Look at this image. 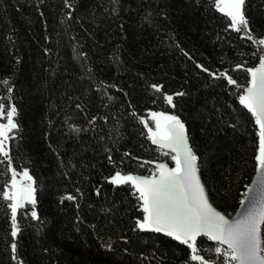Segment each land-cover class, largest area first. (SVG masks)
Masks as SVG:
<instances>
[{
    "label": "trees",
    "instance_id": "obj_1",
    "mask_svg": "<svg viewBox=\"0 0 264 264\" xmlns=\"http://www.w3.org/2000/svg\"><path fill=\"white\" fill-rule=\"evenodd\" d=\"M244 14L251 40L214 0H0V104L18 125L0 157V264H199L188 245L138 229L139 195L110 180L163 162L142 120L169 113L213 205L236 212L257 173L259 126L239 97L263 58L264 0H245ZM11 165L36 188L15 237L2 197ZM217 246L197 240L205 258Z\"/></svg>",
    "mask_w": 264,
    "mask_h": 264
},
{
    "label": "snow or ice",
    "instance_id": "obj_2",
    "mask_svg": "<svg viewBox=\"0 0 264 264\" xmlns=\"http://www.w3.org/2000/svg\"><path fill=\"white\" fill-rule=\"evenodd\" d=\"M244 3L245 0H214L215 7L230 17L231 26L237 32L247 30ZM248 39L253 37L249 35ZM255 43L264 46V39L256 40ZM247 72L251 76L250 86L239 97V102L255 117V123L259 126L256 156L258 176L256 184L248 189V193H258V196L249 200L248 195H245L248 206H245V201H241L244 211L239 218L229 219L209 202L199 175V157L189 145L185 124L176 115L165 112L150 113L155 130L149 127V120H142L148 129L151 142L159 149L167 150L163 151V155H170L174 167H169L167 163H156L150 176L116 172L110 180L116 185L131 184L139 193L138 199L142 202L144 215L142 220L137 221L138 229L163 233L188 245L192 253L191 259L199 264H215L198 254L196 242L201 236L217 243L214 252L224 257V264H264V58H261L258 67L248 68ZM221 75L229 84L239 87L230 75ZM0 84L7 85L8 82L0 81ZM153 87L160 91V86ZM8 90L11 91V88ZM165 99L169 105L175 107L172 95H167ZM16 114L14 105H10L5 111V106L0 104V118H6V123L0 124V154L8 160L11 159L8 151L9 134L18 127L14 122ZM18 175L22 179H18ZM35 193V181L29 172L23 170L18 174L12 168L9 191L3 192L2 197L11 202L8 207L11 209L13 237L19 232L16 221L18 209L25 204L35 206ZM66 198L74 199L72 196ZM31 216L39 219L34 210ZM12 250L15 252V244H12Z\"/></svg>",
    "mask_w": 264,
    "mask_h": 264
},
{
    "label": "rangeland",
    "instance_id": "obj_3",
    "mask_svg": "<svg viewBox=\"0 0 264 264\" xmlns=\"http://www.w3.org/2000/svg\"><path fill=\"white\" fill-rule=\"evenodd\" d=\"M245 4V3H244ZM243 11H244V6H243ZM222 13V12H221ZM222 14H224V13H222ZM225 15V14H224ZM244 16H245V14H244ZM228 17V16H227ZM229 19H230V17H228ZM246 18V17H245ZM247 19V18H246ZM231 20V19H230ZM248 21V20H247ZM231 28L234 30V31H236L232 26H231ZM240 32H242L243 34H245V36H249V35H251L252 36V34H251V30H250V28H249V25H247V30H242V31H240ZM253 37V36H252ZM261 39H264V37L263 38H261ZM261 46V48H262V51H263V58H264V46H262V45H260ZM249 86H250V83H249ZM4 106H5V111H7L8 110V108H9V106L10 105H12L11 103H6V104H3ZM152 112H156V111H151V112H149V114H148V116H147V118L145 119V120H149L150 121V123H149V127H152L153 128V130H155V125H154V122H151V118H150V113H152ZM158 112H161V111H158ZM167 114H169V113H167ZM169 115H171V114H169ZM14 122L16 123V116L14 117ZM3 123H6V118H0V124H3ZM16 131H17V128L16 129H14L10 134H9V136H10V139L8 140V151H9V144H10V140L12 139V138H14L15 137V133H16ZM147 132H148V129H147ZM148 136H149V133H148ZM150 139V138H149ZM151 140V139H150ZM158 152H159V154H160V156H161V159L163 160V162H167L171 167H174V162L171 160V157H170V155L169 156H165V155H163V150H160V149H158ZM0 157L1 158H4L3 156H2V154H0ZM12 168H15V167H13L12 165L10 166V168H9V181H8V184H7V187H6V189H5V191H9V188H10V184H11V169ZM16 169V171H17V173L19 174V173H22V171L23 170H27L28 172H29V170L28 169H26V168H23V169H17V168H15ZM155 169H153L152 171H151V174H152V172L154 171ZM29 174H30V172H29ZM31 175V174H30ZM18 179H22V177L21 176H19L18 175ZM34 180V179H33ZM23 183H25V184H27L28 182L27 181H23ZM116 185V184H115ZM122 185V184H121ZM135 189V188H134ZM136 192V191H135ZM137 193V192H136ZM138 195H139V193H137ZM35 195H36V193H35ZM8 203L10 204L11 202L10 201H8ZM27 206H32V207H34L33 205H31V204H25V206L23 207V208H26ZM21 209V208H20ZM18 211H19V209H18ZM17 211V212H18ZM233 214H231V215H227V216H232ZM197 243V242H196ZM198 248V247H197ZM198 254L199 255H202L203 256V254H202V251H200V249L198 248ZM207 253H208V255H209V258H205V259H207V260H209V261H214L215 262V264H224V257L223 256H219V255H217L215 252H213V253H211V252H209L207 249H204ZM204 251V252H205Z\"/></svg>",
    "mask_w": 264,
    "mask_h": 264
},
{
    "label": "water",
    "instance_id": "obj_4",
    "mask_svg": "<svg viewBox=\"0 0 264 264\" xmlns=\"http://www.w3.org/2000/svg\"><path fill=\"white\" fill-rule=\"evenodd\" d=\"M245 90H246V88H245ZM245 90H244V94H245ZM153 145H154L157 149H159V147H158L157 145H155V144H153ZM189 145L191 146L190 141H189ZM191 147H192V146H191ZM160 150H161V149H160ZM163 151H167V150L165 149V150H163ZM160 163H167V162H160ZM167 164H168V163H167ZM168 165H169V164H168ZM169 167H171V166L169 165ZM199 175H200V178H201V182L204 184L203 179H202V176H201V174H200V171H199ZM139 176H141V175H139ZM257 176H258V171H257V173L255 174V176H254V178H253V181H252V183H251V185H250L249 188H252V187L256 184ZM204 186H205V184H204ZM205 189H206V186H205ZM206 192H207V189H206ZM207 194H208V192H207ZM246 194L248 195L249 200L254 199V198H256V197L258 196V193H248V191H247ZM208 198H209V195H208ZM244 201H245V206H248V201L245 200V199H244ZM209 202L213 205V203L211 202L210 198H209ZM213 207L216 208L214 205H213ZM216 210L219 211V212H221V213H223V212L220 211L218 208H216ZM243 211H244V208L240 205L239 208L236 210V212H235L232 216H227L226 214H225V215H226L229 219L235 220V219L239 218L240 214H241ZM223 214H224V213H223ZM199 238H207V237H203V236H201V237H198L197 240H198ZM213 242H214V241H213ZM215 243H216V242H215ZM225 247H226V246H225Z\"/></svg>",
    "mask_w": 264,
    "mask_h": 264
}]
</instances>
